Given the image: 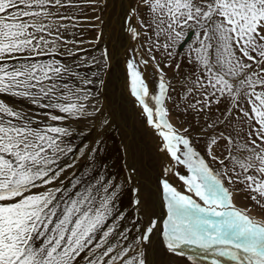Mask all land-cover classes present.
Returning <instances> with one entry per match:
<instances>
[{
    "label": "snow or ice",
    "instance_id": "6c2138e0",
    "mask_svg": "<svg viewBox=\"0 0 264 264\" xmlns=\"http://www.w3.org/2000/svg\"><path fill=\"white\" fill-rule=\"evenodd\" d=\"M71 6V0H0V94L49 110L43 115L52 122L100 112L86 107L99 94L88 86L103 85L100 72L84 76L55 58L69 43L61 35L68 27L62 21L72 19L60 9ZM129 18L143 30L128 26L133 39L145 36L147 54L144 58L134 50L126 62L131 95L162 138L160 151L175 162L164 169L165 175L175 166L187 171L175 173L184 192L167 179L159 181L167 210L164 247L180 256L192 249L190 261L198 256L210 264H224L221 258L231 264H264V220L236 207L226 186L241 184L264 208V0H137ZM182 45L191 70L181 77L177 94L186 107L203 112L227 101L224 119L210 123V129L235 118L228 125L232 134L209 138L210 161L192 146L187 129L181 134L166 119L164 105L175 89L164 68L171 63L161 67L154 53L175 62V49ZM65 54L76 55L69 49ZM100 55L108 57L107 51ZM89 64L100 68L102 61L93 57ZM149 64L158 77L155 94L140 70ZM73 77L79 84L68 82ZM71 135L67 127L35 121L0 100V264H147L142 246L151 242L156 220L128 242L127 229L116 231L123 218V213L114 215L116 192L111 189L116 185L104 182L103 175L83 187L79 179L71 187L60 179L72 167L58 165L73 152L65 143ZM221 140L226 142L223 159L213 154ZM87 147L79 151L85 153ZM54 182L60 186L50 187Z\"/></svg>",
    "mask_w": 264,
    "mask_h": 264
},
{
    "label": "rangeland",
    "instance_id": "374dc122",
    "mask_svg": "<svg viewBox=\"0 0 264 264\" xmlns=\"http://www.w3.org/2000/svg\"><path fill=\"white\" fill-rule=\"evenodd\" d=\"M136 2V0H128L130 10ZM122 3L123 0H71V7L60 9L62 15L72 17V19L62 21L68 27L66 30L61 31V35L63 36V40L69 43L60 49L62 55H58L55 58L61 60L63 64L71 65L76 72L84 76L91 77L93 72H100L99 78L103 80V85L100 86L97 83L95 86H88L91 87L92 92H97L98 90L99 94L94 99L86 102L88 112H94L97 107L100 108V112L81 119L52 122L47 120L43 115L44 112L49 110L32 105L27 100L6 94H0V100L29 114L35 121L53 123L70 129L72 135L65 139V143L73 147V152L62 157L58 162L59 167H65L68 164L72 165L70 168H65V171L60 177L66 186L71 187V183L76 179L81 181L80 187L95 184L101 175H103L105 178L104 182L111 181L117 186L111 189V191L116 192V195L126 190L128 194H132V208L137 209L138 212L135 214L142 216L144 209L143 190L146 187L144 180L148 178L154 179L160 185V165L158 171L144 174V172L141 173L140 171L142 164L138 162L137 158L141 155L145 157V154H149L151 148H158L161 157L160 161L164 162L166 167L167 162L165 155L160 151L162 138L159 137L157 130L147 124L146 114H142V106L138 105L133 96L129 99V93H127L129 91L128 89H130V77L126 66L127 59L133 58L134 50H138L143 56L145 54L144 58H147V54L143 51L146 45L141 46L139 38L133 39L132 34L128 31L129 24L132 26V24L136 23V26L137 22L134 18L130 19L129 14L125 15L127 9L125 4L123 6L121 5ZM136 28L138 29V26ZM186 40H188V37ZM65 49L72 50L76 55L67 57ZM183 50L184 48L178 50L176 47L175 52L179 53V55H176L178 60L184 59L181 54ZM104 51H107L108 54L106 60L100 55ZM93 57L101 59L102 64L100 68H97L94 64H89V61ZM50 58L40 57L42 60ZM156 58L162 60L160 57ZM81 61L82 63H79V66H77L78 62ZM116 62L121 65V68L115 65ZM165 63H171L172 71L181 77L191 70L190 65L184 69L179 68L177 70L175 62L165 61ZM140 70L143 73L150 92L155 94L158 89L154 87L153 78H149L150 74L155 70L154 67L149 64L146 69L141 68ZM168 78L174 77L169 76ZM92 79L96 80L95 77H92ZM156 80L158 84V78ZM68 82L79 84V81H76L75 77ZM170 82L172 85L180 87L182 80L177 77L171 79ZM176 91L180 92L181 90L177 89ZM131 100L134 103L132 109ZM43 103H47V101H43ZM165 108L168 112L166 119L169 122V115L172 110L177 115L184 114L187 111L186 104L181 97L180 102L174 107L168 101L165 104ZM189 111L193 110L189 109ZM51 114L63 115L56 110H52ZM225 127L229 126L225 125ZM86 145L88 146L85 149L86 154L81 153L79 149ZM92 148H96L97 150L92 152ZM205 159L210 161L209 157H205ZM213 166L219 167L215 163L212 164ZM123 171V180L119 181V174L120 172L123 173ZM179 173L187 175V171L183 166L179 167ZM165 177L166 175L164 174V179ZM181 183L183 185L182 181ZM59 186V183L55 182L53 185H50V187ZM39 190L43 191L44 189ZM161 195L162 191L160 188L156 199L158 202L160 201ZM137 200L139 201L138 204L135 203ZM150 205L151 203L148 202L146 207L150 208ZM119 222L120 219L117 220L118 225ZM133 222L136 228V236L133 234L128 236V242L135 241L144 230L143 225L141 227L139 226L137 216L133 218ZM109 223H111V220ZM128 223L127 221L126 226ZM125 229H127L128 233V227H125ZM144 245L146 247V244Z\"/></svg>",
    "mask_w": 264,
    "mask_h": 264
},
{
    "label": "bare ground",
    "instance_id": "6f19581e",
    "mask_svg": "<svg viewBox=\"0 0 264 264\" xmlns=\"http://www.w3.org/2000/svg\"><path fill=\"white\" fill-rule=\"evenodd\" d=\"M136 6H137V2L133 8H135ZM133 8H131V10ZM141 15H143V13H141ZM136 26H138V30H140L143 33V30L139 29V25L137 24ZM145 39L146 38L143 34L139 37V40H140L139 43L141 44V46L145 45ZM184 46L185 45L178 46V50H181L182 48H184ZM143 51L145 52V50ZM183 51L181 52L182 55H183ZM154 54L156 55V57L161 58L160 53H154ZM144 57H145V54H144ZM175 63L180 64V69H184L189 65L187 61L185 60V58L183 60H178L176 56H175ZM115 65L121 68V65L118 62H116ZM171 79H175V78H169L168 81L170 82ZM156 86H157V83H156ZM173 88L175 90L170 92L172 99L167 100L165 104L169 101L174 107L176 104L180 102V96L177 94L178 92L176 90L177 89L181 90V88L177 85H173ZM128 90L129 91L127 93H129V99H130L132 95H131L130 89ZM133 106H134V103H133V100H131V109L133 108ZM169 117H170V123L174 126V128L178 132H180L181 134H184V130L187 129V133H186L187 138L190 140L192 146L204 157H208L207 152H206V145L208 144L209 138L211 136L218 135L220 132H224L226 135L233 133L232 128L224 127L222 125H216L214 129L208 128V125L211 123L210 120H214L216 118V115H210L208 117V115L204 112H198L194 110L189 111V109L187 108V111L184 114H179V115H177L175 111L172 110ZM225 143H226L225 141L221 140L218 145L214 146L213 154L219 156L220 158H223L224 153L222 152V148L225 145ZM163 154L165 155L167 166L170 163L175 165V162L171 160L170 155L166 151H164ZM137 160L140 164H142V167H140V171L141 173L144 172V174L153 173L154 171H158V168L160 165L159 180L164 179V174H165L164 169L166 168V165L164 164V162L160 161L161 157H160L158 148H151L149 150V154H145V157L141 155L140 157L137 158ZM179 167L180 166H175L173 169V172L169 173V176L166 175L165 179H167L169 183L175 186L178 190L184 192L185 191L184 186L182 185L181 181L175 174L176 172H179ZM213 168H217V167L213 166ZM120 174H119V181L123 180L124 171L123 173L120 172ZM129 178H130V173H129ZM144 182H145L146 187L143 190L144 209L142 211V216L139 214H135L138 211L137 209L132 208V203H131L132 194H128L127 190L122 193H117V195L115 196L114 203H113L114 204V214L118 215L120 213H123V218L120 219L119 227L117 228L116 231L117 232L124 231V228L128 227L127 235L128 236H131L132 234L135 235L136 228L133 222V218L135 216H137V222L139 226L141 227L143 225L144 229H146L153 220H156L159 226L154 229L151 235V238H150L151 242L147 243L146 247L145 245L142 246V250L144 252V256L147 261V264H210V261L203 260L198 256L195 258L194 261L188 260L187 259L188 255H194V251L192 249H185L186 255L184 256L173 254L167 251V249L164 247L163 238L161 235L162 223H163V220L166 219V214H167L166 212L167 210L164 206L165 202L163 199V193L160 197V201L158 202L156 200L157 194L160 188L162 191V186L158 185L156 180L154 179L148 178V179H145ZM226 186L230 187L232 191V200L236 207L246 210L250 217H253L257 220H264V208H261L251 199V194L249 192L242 190L243 186L241 184L236 183L233 185H226ZM148 202L151 203L150 208L146 207V204ZM132 210H134V212H132ZM127 221L129 223L126 226ZM224 264H231V263L227 261L226 259H224Z\"/></svg>",
    "mask_w": 264,
    "mask_h": 264
},
{
    "label": "crops",
    "instance_id": "0c3cea01",
    "mask_svg": "<svg viewBox=\"0 0 264 264\" xmlns=\"http://www.w3.org/2000/svg\"><path fill=\"white\" fill-rule=\"evenodd\" d=\"M177 49H178V46H177ZM158 61H161V67H163V64L165 63V61H162L161 59H158ZM164 72H165V78L167 80H169V76L170 77H174V78H181V76L175 72L172 71V67H167V68H164ZM150 78H153V82L155 83V88H157L156 86V83H157V80L156 78L157 75L155 73V71L151 74ZM227 101H221L220 104L216 105L214 104L211 109H207L205 111H203L204 113H206L208 115V117L210 115H216V118L214 120H210L211 123L215 122L217 119H224V117L221 115V113H224L226 111V108H227ZM229 124H235V118L233 120H230L228 123H224V124H217V125H222L225 127V125H229ZM236 127H239V125H236ZM228 135V134H227Z\"/></svg>",
    "mask_w": 264,
    "mask_h": 264
},
{
    "label": "water",
    "instance_id": "95a60500",
    "mask_svg": "<svg viewBox=\"0 0 264 264\" xmlns=\"http://www.w3.org/2000/svg\"><path fill=\"white\" fill-rule=\"evenodd\" d=\"M123 4H125V6H126L127 11H126L125 15H127V14H129V13L131 12V10H130V6H129L127 0H123V3H122L121 5L123 6ZM132 26L134 27L135 24H132Z\"/></svg>",
    "mask_w": 264,
    "mask_h": 264
}]
</instances>
